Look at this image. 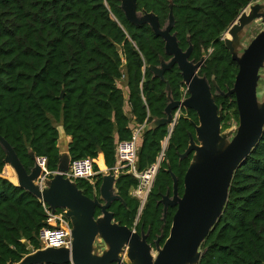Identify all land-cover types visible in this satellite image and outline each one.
<instances>
[{"label": "trees", "instance_id": "obj_1", "mask_svg": "<svg viewBox=\"0 0 264 264\" xmlns=\"http://www.w3.org/2000/svg\"><path fill=\"white\" fill-rule=\"evenodd\" d=\"M251 1L138 0V10L154 12L162 27L172 6L173 33L183 50L193 46L190 59L197 62L206 51L199 74L208 78L224 113L223 130L231 119L239 123V113L235 95L224 97L215 85L225 92L232 88L239 65L222 38ZM161 58L170 59L164 39L148 24H132L121 0H0V133L28 172L34 166L31 151L46 157L48 169L55 172L61 129L71 137V160L90 157L113 168L117 144L146 123L137 158L143 171L158 160L170 134L169 124L149 126L166 116L167 82L175 100L182 99L185 87L177 65L165 72L164 80L154 75L150 66L160 65ZM198 122L195 110L182 109L141 213V202L132 194L138 179L126 174L116 182L123 201L111 204L115 220L148 232L153 245L159 237L161 244L165 242L177 210L169 207L163 218L160 200L174 190L168 168L178 178V193L183 195L193 153L185 158L181 154L189 146L190 133L195 136ZM5 156L0 145V264H18L41 249L39 231L46 214L35 195L1 175ZM102 179L99 173L94 183L76 182L93 198L99 196ZM201 250L198 264H264V133L235 171L223 214Z\"/></svg>", "mask_w": 264, "mask_h": 264}, {"label": "water", "instance_id": "obj_2", "mask_svg": "<svg viewBox=\"0 0 264 264\" xmlns=\"http://www.w3.org/2000/svg\"><path fill=\"white\" fill-rule=\"evenodd\" d=\"M121 8L132 24L150 25L154 33L165 41V52L170 59L161 58L160 65H151L154 75L164 80L165 72L177 65L188 89L189 95L185 99L175 100L167 82L170 101L165 108L166 116L155 118L149 126L156 128L169 124L171 134L182 109L195 110L199 119L195 123V136L190 133L189 146L181 154V158H185L193 153L184 177L183 195L178 193V178L168 168L174 182L173 195L168 190L160 202L164 205V219L169 207H177L169 236L163 244L160 243L161 237L157 238L153 246L148 242V232H138L115 220L111 204L116 200L123 201L117 193L116 182L128 172L103 174L99 196L95 194L90 198L75 180L66 176L71 162L67 152L60 153L57 172L46 177L41 184L38 177L44 170L34 152H30L34 166L28 172L14 147L0 133V145L6 153L4 160L16 172V184L48 203L53 210L65 209L72 224L71 248L39 249L27 254L18 264H198L203 255L201 245L223 214L235 171L264 133V100L258 96L261 71L264 70V29L247 47L239 50L248 26L257 19L264 22V3L249 4L222 38L239 65L234 85L227 92L215 82L216 92L225 97L235 95L239 123L234 135L222 132L223 111L215 101L208 78L199 74L205 65L206 51L195 62L190 59L193 46L187 50L180 47L177 34L173 33L175 16L172 6L163 27L154 12L138 10V0H121ZM64 93L63 89L60 98ZM144 205H141L140 213ZM97 209L100 214L96 216ZM24 243L30 246L25 240Z\"/></svg>", "mask_w": 264, "mask_h": 264}, {"label": "built area", "instance_id": "obj_3", "mask_svg": "<svg viewBox=\"0 0 264 264\" xmlns=\"http://www.w3.org/2000/svg\"><path fill=\"white\" fill-rule=\"evenodd\" d=\"M255 1L257 0H252L251 3H254ZM182 91V99H185L188 96L187 87H183ZM145 126L146 123L142 124L141 126L135 127L130 139L122 140L117 144L115 153L116 164L113 168H107L105 170V173L110 172L114 173L115 175L120 172H128L136 179H138L139 185L134 189L133 195L140 200L141 205H144L147 201L155 177L158 173L160 163L164 157L163 150L155 163H153L143 171L138 169V145L139 140L145 130ZM37 162L44 170V173L38 177V182L43 184L46 177H51L57 171L52 172L48 169L47 158L44 156L37 157ZM96 162V159L90 157L71 160L66 176L75 181L77 179H86L94 183L96 175H98L99 173L104 174L102 171H100V167L99 170L95 169ZM40 201L43 204L46 214V224L39 231L41 249H45L48 247L71 248L73 243L72 224L70 219L66 215V210L60 208L53 210L48 203L43 200Z\"/></svg>", "mask_w": 264, "mask_h": 264}, {"label": "rangeland", "instance_id": "obj_4", "mask_svg": "<svg viewBox=\"0 0 264 264\" xmlns=\"http://www.w3.org/2000/svg\"><path fill=\"white\" fill-rule=\"evenodd\" d=\"M255 2L264 3V0H257ZM263 29H264V22L261 19H257L251 25H249L248 30L246 32V35L242 39V43H241L239 50L242 49L243 47H247L249 45V43L251 42V40ZM240 52H242V50ZM258 96L261 99V101L264 100V71H261V78L259 80V85H258ZM223 115H224V113H223ZM237 126H238V122L236 121V119L235 118L231 119L229 127L224 129L225 131L222 130V132L230 134V135H234ZM164 145H166V141L164 142ZM7 169H9L10 174H8V172H6ZM3 176H5L7 178L10 177V179H14L15 181H17L16 173L13 170V168L10 166L6 165L5 171H3Z\"/></svg>", "mask_w": 264, "mask_h": 264}, {"label": "crops", "instance_id": "obj_5", "mask_svg": "<svg viewBox=\"0 0 264 264\" xmlns=\"http://www.w3.org/2000/svg\"><path fill=\"white\" fill-rule=\"evenodd\" d=\"M125 93H126V95H128V90H127L126 88H125ZM126 107H127V110H128L129 113H130V105H129L128 103H127ZM70 142H71V137L68 136V135H67V134L61 129V135H60L59 143H58V146H59V149H60V153H67V152H69V143H70ZM97 162H98V161H97ZM98 165H99V163H98ZM99 167H100V171H102L104 174H106V173H105V170H106L108 167H107V166L105 167L102 161L100 162ZM4 171H5V169H4ZM6 172H8V174H10L9 169H7ZM8 178L10 179V177H8ZM10 180H12V181H14V182L17 183V181H15L14 179H10ZM133 192H134V189L132 190V194H133Z\"/></svg>", "mask_w": 264, "mask_h": 264}, {"label": "bare ground", "instance_id": "obj_6", "mask_svg": "<svg viewBox=\"0 0 264 264\" xmlns=\"http://www.w3.org/2000/svg\"><path fill=\"white\" fill-rule=\"evenodd\" d=\"M7 166H10L9 164L7 165ZM10 167H12V166H10ZM13 168V167H12ZM14 170V169H13ZM15 171V170H14ZM16 173V172H15ZM17 176V175H16Z\"/></svg>", "mask_w": 264, "mask_h": 264}, {"label": "flooded vegetation", "instance_id": "obj_7", "mask_svg": "<svg viewBox=\"0 0 264 264\" xmlns=\"http://www.w3.org/2000/svg\"><path fill=\"white\" fill-rule=\"evenodd\" d=\"M219 94H220V93H219ZM221 95H222V94H221ZM224 97H225V96H224ZM170 195H171V193H170ZM172 195H173V194H172ZM172 195H171V196H172ZM152 245H153V244H152ZM153 246H154V245H153Z\"/></svg>", "mask_w": 264, "mask_h": 264}]
</instances>
